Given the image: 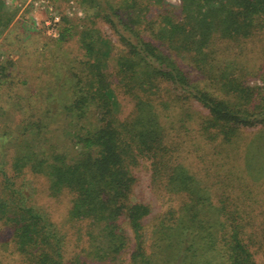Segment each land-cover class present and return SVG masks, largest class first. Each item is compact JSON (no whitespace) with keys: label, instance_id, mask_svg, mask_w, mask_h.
Wrapping results in <instances>:
<instances>
[{"label":"trees","instance_id":"obj_1","mask_svg":"<svg viewBox=\"0 0 264 264\" xmlns=\"http://www.w3.org/2000/svg\"><path fill=\"white\" fill-rule=\"evenodd\" d=\"M80 2L76 80L49 90L17 131L0 128V220L19 264L67 262L54 223L15 185L28 170L48 178L50 193L70 194V218L95 227L87 250L96 260L129 247L127 264H264V0ZM95 18L117 35L116 52ZM120 95L132 100L125 116ZM176 106L184 116L171 115ZM142 157L159 189L179 197L155 216L133 193Z\"/></svg>","mask_w":264,"mask_h":264},{"label":"rangeland","instance_id":"obj_2","mask_svg":"<svg viewBox=\"0 0 264 264\" xmlns=\"http://www.w3.org/2000/svg\"><path fill=\"white\" fill-rule=\"evenodd\" d=\"M4 1H8L4 12L8 15L9 22L6 26L0 25V128L17 131L22 123L34 120V115L45 109L49 103L46 98L49 90L54 92L63 84L72 85L76 80L75 77L73 80L68 78L69 70L78 66L77 61L85 59L84 49H81L77 35L82 26L87 24L88 11L80 0H45L44 7L40 5L42 0ZM167 1L174 5L180 3V0ZM48 12L59 15V28L56 27L59 21L51 29L45 24ZM94 20L93 24L98 33L110 41L116 52L120 43L113 29L100 18ZM60 35L64 37L60 41L50 39ZM255 79L250 77V83ZM67 99L65 93L58 97V100ZM118 101L120 116H125L132 110V100L129 96L120 95ZM50 107L52 108V105ZM176 111L178 115L184 116L177 106L170 111L171 115H176ZM43 117L45 120L51 119L48 115ZM55 117L58 119L60 115ZM185 143L189 144V141ZM11 154L10 147L5 155L7 169H10ZM177 155L178 160L186 163L184 151ZM219 157L221 158L220 155ZM221 163V170L228 168L227 161ZM132 171L137 178L133 189L134 196L136 200L150 206L151 216L164 213L169 205H175L179 200L177 196L169 197L168 192L156 185L157 177L152 172L151 159L140 158ZM10 173L12 172L9 171ZM211 180L216 181L213 176ZM221 183L222 180L214 185ZM15 185L23 189L30 205L45 212L54 223V230L63 245L66 264H127L131 250L129 247L110 261L96 260L90 256L87 238L95 227L88 220L70 218V194L67 191L56 195L50 193L49 181L45 175L28 170L15 178ZM149 224L148 220L147 225ZM11 231L10 225L0 220V264L20 263V255L15 250Z\"/></svg>","mask_w":264,"mask_h":264},{"label":"built area","instance_id":"obj_3","mask_svg":"<svg viewBox=\"0 0 264 264\" xmlns=\"http://www.w3.org/2000/svg\"><path fill=\"white\" fill-rule=\"evenodd\" d=\"M6 2L8 3V1H6ZM44 3H45V0H42V2H41L40 5L42 7H44ZM47 18H48V20L46 19L45 24L47 26H50L49 29H51L52 27H54V25L59 21V15H57L54 12H48ZM49 33L51 34V31Z\"/></svg>","mask_w":264,"mask_h":264}]
</instances>
